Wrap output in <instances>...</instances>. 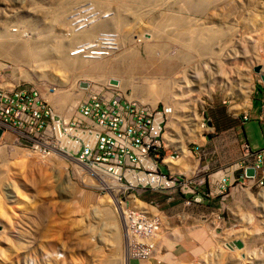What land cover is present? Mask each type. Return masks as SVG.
<instances>
[{
    "label": "rangeland",
    "instance_id": "obj_1",
    "mask_svg": "<svg viewBox=\"0 0 264 264\" xmlns=\"http://www.w3.org/2000/svg\"><path fill=\"white\" fill-rule=\"evenodd\" d=\"M74 1L78 3L0 0V41H7L5 46L11 41L48 43L58 36L61 40V35L67 39L100 21L111 25L110 17L120 15L118 29H94L84 43L76 40L65 48L68 53L80 43L83 50L76 55L109 66L115 63L113 69L103 72L62 70L50 58L38 64L26 55L14 56L10 46L6 51L0 49V66H5V72L12 76L18 72L17 81L34 84L61 119L73 116L77 102L85 97V88L78 87V81L103 93L109 89L102 84L114 77L122 87H113L111 92L122 99L151 106L168 104L171 113L165 137L168 132L193 145L206 130L201 122L210 100L221 94L234 97L244 89L251 93L253 84L258 89V82L264 85L252 71L260 65L264 74V0ZM62 3L66 4L63 21L52 23V12ZM81 12L80 24L75 22V14ZM77 24L84 30L77 31ZM86 49L99 52L87 53ZM126 53L133 54L134 60L119 63ZM95 62L85 65L91 67L98 64ZM193 113L199 118L195 120ZM13 138L7 134L0 141V264H124L125 256V264L148 259L153 264H264V187L231 184L226 204L218 209L219 218L215 217L217 231L210 232V250L206 241L197 258L187 257L183 240L179 241L182 233L161 211L169 204L165 195L120 190L115 175L88 170L60 153L41 156L20 148ZM158 168L163 171L161 165ZM260 172L258 178L264 180V158ZM99 174L105 176L103 182ZM108 185L110 189H106ZM113 193L119 206L114 204ZM131 196L138 204L131 202ZM144 213L158 220L159 228L153 239L143 236L140 246L154 247L146 258L139 254L129 257L122 219L125 215V222L129 219L127 223L132 225ZM233 239L241 240L244 247L226 248L224 243Z\"/></svg>",
    "mask_w": 264,
    "mask_h": 264
},
{
    "label": "built area",
    "instance_id": "obj_2",
    "mask_svg": "<svg viewBox=\"0 0 264 264\" xmlns=\"http://www.w3.org/2000/svg\"><path fill=\"white\" fill-rule=\"evenodd\" d=\"M82 15L77 14L75 22L81 24ZM80 24L76 25L77 30L81 29ZM78 49L83 50L80 46ZM4 70L1 66L0 130L3 135H13L18 146L41 156L64 152L87 168L115 174L123 189L158 192L167 200L180 197L184 204L199 201L193 194L204 182L202 176L165 173L157 166L159 150L168 144L163 134L170 106L122 99L105 83L102 87L109 91L101 93L87 82L85 97L77 102L76 113L65 120L34 84L16 81ZM263 155L261 150L250 155L252 160L245 156L243 167L259 168ZM241 177H245L243 173ZM254 183L264 186L261 177ZM225 188L226 184L220 183L217 192H224ZM157 225L158 221L146 213L128 225L127 246L132 256H148L149 248L140 246V238L156 235Z\"/></svg>",
    "mask_w": 264,
    "mask_h": 264
},
{
    "label": "crops",
    "instance_id": "obj_3",
    "mask_svg": "<svg viewBox=\"0 0 264 264\" xmlns=\"http://www.w3.org/2000/svg\"><path fill=\"white\" fill-rule=\"evenodd\" d=\"M253 86L255 89V84ZM257 87L258 89H253L251 93L249 89H244L234 97L221 94L210 100L204 109L206 130L199 137L201 140L185 146L184 153H180L173 142L175 139H185L187 142L186 138L170 135L166 137L176 146L177 157H169L168 154L172 150L166 148L160 162L163 171L204 177V184L196 188L199 202L185 205L180 200H174L165 202L169 204L161 210L167 222L182 233L179 241L183 240L186 247L187 254H183L184 256L197 258L200 252L204 251L201 246L206 241L207 251L211 248L213 240L210 232L212 229L217 231L218 209L222 204H226L227 200V191L217 192L219 184H227L232 177L239 185H251L247 178H240L239 165L242 154L245 153L243 145L247 146L248 151L264 149V85L258 82ZM260 171L256 170L255 178L260 175ZM261 197L264 198V192ZM150 262L153 264L151 259L133 261L131 264ZM176 264H179L178 261Z\"/></svg>",
    "mask_w": 264,
    "mask_h": 264
},
{
    "label": "bare ground",
    "instance_id": "obj_4",
    "mask_svg": "<svg viewBox=\"0 0 264 264\" xmlns=\"http://www.w3.org/2000/svg\"><path fill=\"white\" fill-rule=\"evenodd\" d=\"M68 2H73L72 4H74V3H78V2H76V1H74V0H68ZM68 2H66V3H68ZM100 2V1H99ZM65 3V2H64ZM64 3H62V4H60V5H58V6H56V8L54 9V12H52V17H51V22L52 23H54V22H62L63 21V19H62V16L65 14L64 12H65V8L64 7H66V4H64ZM95 3H96V0H95ZM69 4V3H68ZM99 3L97 2V5H98ZM118 5V4H117ZM121 5V4H120ZM72 7V6H71ZM125 6L123 5V6H121V8L122 9H125L124 8ZM120 8V9H121ZM117 10H118V8H117ZM100 11V10H99ZM120 12V11H119ZM67 16V15H66ZM65 16V17H66ZM102 16V15H101ZM101 16L99 17L100 19H101ZM77 14H75V19H77ZM96 17H98V16H96ZM95 17V18H96ZM111 18V20H109L110 21V23H111V25L109 24L108 25V23H106V24H104V23H102L101 21H100V23L98 22L97 24H95V26H93V27H90V28H88V29H81V30H84V31H82V32H78V33H74L73 34V36L72 37H69L68 35H67V37H69V38H65V37H63V35H61V40H60V38H59V36L58 37H55V39H53V41H49L48 43L46 42V41H44V42H46V43H40V42H42V41H40L39 43L38 42H36V43H38V44H36V43H30V42H24V41H21L20 43H15L16 41H11V42H9L10 43V53H12V54H14V56L16 55V56H28L32 61H34V62H37L38 64L39 63H41L42 61L43 62H45V61H47V60H53L54 62H56V64L58 65V67H60V68H62V70L64 69V70H67V71H72V72H86L85 74H90L91 72H95V71H97V72H103L104 70H108V69H113V67H115L116 65H115V63L113 64V65H111L110 64V66H109V64H103V63H98V62H95V60L93 59V58H89V57H85V56H82V55H76L77 53H79V50L80 49H78V46H80L81 44L79 43V44H77L78 46H75V47H73L72 46V48L70 49V50H72V51H69L68 53H66L65 52V48H66V46L67 45H69V46H71V45H73V42L74 41H76L77 43L78 42H80L81 40H82V42L84 43V41L83 40H85V38H87V36H89V37H91L90 35L93 33V31L95 32V30L96 29H98V28H109V27H113V28H117L118 26H119V24L121 23L120 22V15H118V16H113V17H110ZM104 19V18H103ZM64 20H65V18H64ZM93 20L95 21V19L93 18ZM96 20H99V19H96ZM70 22H71V20H69ZM94 21H92V22H94ZM108 21V20H107ZM106 21V22H107ZM121 21H123V20H121ZM103 22H104V20H103ZM124 22V21H123ZM59 24V23H58ZM121 25V24H120ZM55 26V25H54ZM67 26V25H66ZM95 29V30H94ZM110 29V28H109ZM118 29V28H117ZM63 30V29H62ZM80 30V31H81ZM99 30V29H98ZM104 30V29H103ZM59 31V30H58ZM68 31V30H67ZM77 31H79V29L77 30ZM105 31V30H104ZM57 32V31H56ZM96 32H98V31H96ZM61 33V32H60ZM95 35H96V37H99V36H97L98 34H96V33H94ZM14 35V34H13ZM59 35V34H58ZM122 35L123 34H121V37H122ZM95 37V38H96ZM120 37V38H121ZM123 37H124V35H123ZM122 37V39L121 40H123L124 38ZM90 39V38H89ZM92 39V38H91ZM119 39V38H118ZM63 40V41H62ZM87 40V39H86ZM120 40V41H121ZM35 41V40H34ZM87 41H89V40H87ZM101 40H99V42H100ZM3 42V41H2ZM1 41H0V49L2 48V50L1 51H6V48L5 47H9V46H5V42H7V41H5V42H3L2 43ZM18 42V41H17ZM119 42V41H118ZM123 42H124V40H123ZM49 43H51L50 45H49ZM122 43V42H121ZM120 43V44H121ZM46 44H48V45H46ZM119 44V43H118ZM83 46V45H82ZM81 47V46H80ZM12 48H14L13 50H12ZM74 48H76V49H74ZM100 47H98V49H99ZM127 51V50H126ZM86 52L87 53H98L99 51H96V50H89V49H86ZM133 52H135V51H133ZM66 53V54H65ZM123 54H125V53H123ZM127 54V53H126ZM85 57V58H84ZM50 58V59H49ZM134 59H133V54H130V55H126V56H122L121 58H120V61H119V63H121V64H126V63H129V62H132ZM87 62H95V63H98V64H96V65H94V66H91V67H86V65L85 64H87ZM1 64V63H0ZM1 67V66H0ZM2 67H4L5 68V66L4 65H2ZM19 71V70H18ZM4 72H5V70H4ZM106 72V71H105ZM12 73H14V71L12 72ZM17 73L18 72H16V75H17ZM76 74V73H75ZM8 75H9V77H11V78H13V79H15L16 81H17V78L18 77H15V76H12V75H10L9 73H8ZM20 76V75H19ZM21 77V76H20ZM138 78V77H137ZM110 79H113V80H115V83H106V84H108V85H111L112 87H122V84H121V82H119V80L117 79V78H114V77H110L109 79H108V81L110 80ZM103 81H106V80H104L103 79ZM84 82H86V81H84ZM87 83V82H86ZM132 84V83H131ZM128 85H129V83H128ZM150 87V86H149ZM157 87H159V86H157ZM127 88V87H126ZM125 89V88H124ZM155 89V88H154ZM82 90V89H81ZM156 91V90H155ZM53 105V104H52ZM56 111H57V109H55ZM193 115V117L195 118V120L196 119H198L199 117H198V115L196 114V113H193L192 114ZM192 120V119H191ZM194 122V121H193ZM195 123V122H194ZM193 123V124H194ZM166 126V125H165ZM169 129V128H168ZM169 135H171V134H168V136ZM167 137V136H166ZM168 140H169V138H168ZM173 144H175L176 146H177V148H178V150L179 151H181L182 150V153H184L185 152V150H184V145L186 144V141H185V139L183 140H178V139H175L174 140V142H173ZM167 147H168V144H167ZM176 148V149H177ZM184 150V151H183ZM259 151H261V150H259ZM263 151V150H262ZM63 157H66V158H68V159H70L71 161H72V159L70 158V157H68L66 154H64L63 152H59ZM175 155V154H174ZM173 155V156H174ZM88 169V168H87ZM89 170V169H88ZM92 174H94L93 172H91ZM112 176H114L115 174H111ZM100 176H102L101 174H99L98 175V177H99V179H101L100 181L101 182H103V180H105V176L104 177H100ZM115 177V176H114ZM117 183H119V182H117ZM112 185V184H111ZM111 185L108 187L107 186V188L106 189H110L111 188ZM116 187H118V188H120V190L121 189H123V185L122 184H116L115 185ZM259 188H263L264 186H258ZM112 193V192H111ZM112 195V194H111ZM113 199H114V204H117L118 206H119V204H120V202H119V200H117L116 199V197H115V194L113 193ZM130 199H131V202L133 203V204H138V202H137V199H135L133 196H131L130 197ZM142 203V202H141ZM144 204V203H143ZM148 206V205H147ZM152 210V212H157V210H154V209H150V211ZM123 211H120V213H122ZM125 214V213H124ZM123 216V215H122ZM124 217H125V215H124ZM123 217V228H124V233H125V238L127 239V229H128V223H129V219H128V223L127 222H125L126 220H125V218ZM158 221V220H157ZM127 223V224H126ZM159 228V222H158V225H157V229ZM156 235H157V231H156ZM156 235H154L155 237H156ZM154 236L152 237V239L154 238ZM142 238H143V236H142ZM233 240H235V239H233ZM239 240V239H238ZM242 242V241H241ZM229 243V241H226L225 243H224V245H225V247H226V245ZM140 244H141V238H140ZM242 244H243V242H242ZM149 246H151V245H149ZM154 246V244L152 245V247ZM152 247H151V249H152ZM244 247V245H242V247L241 248H239L238 250H240V249H242ZM226 248H228V247H226ZM150 249V248H149ZM148 249V250H149ZM151 249H150V251L148 252V254L151 252ZM228 249H230V250H233V249H236V248H228ZM128 253V254H127ZM126 253V255L127 256H129L130 257V255L132 254V253H130V251H128ZM136 256V255H135ZM144 257V256H143ZM124 264L126 263V256L124 257Z\"/></svg>",
    "mask_w": 264,
    "mask_h": 264
},
{
    "label": "clouds",
    "instance_id": "obj_5",
    "mask_svg": "<svg viewBox=\"0 0 264 264\" xmlns=\"http://www.w3.org/2000/svg\"><path fill=\"white\" fill-rule=\"evenodd\" d=\"M259 78V77H258ZM79 82V84H78V86L80 87V88H86V82H84V81H78ZM77 82V83H78ZM84 84V86H82ZM163 104V103H162ZM158 105H160V104H158ZM164 105H167V106H169L168 104H164ZM243 118H245V116H243ZM67 120V119H66ZM168 121H169V118H168ZM167 121V122H168ZM201 124H203V126H205V125H207L206 124V122L205 121H203V122H201ZM166 125V124H165ZM202 126V125H201ZM7 134H5V135H3L2 134V131L0 130V141H2L3 140V138L6 136ZM164 135V138H165V140H166V142L170 145V146H168V147H166L167 149H170L171 147L173 148V149H170V150H172L169 154H172V153H176L177 154V149L175 148V146L171 143V141L170 140H168V139H166V137H165V133L163 134ZM188 143H186L185 145H184V148H185V146L187 145ZM20 147V146H19ZM194 148L195 147H197V146H193ZM20 148H23V147H20ZM166 148H164V149H161V150H159V153H158V155H159V158H158V164H157V166L158 165H160V162H161V160H162V157L164 156V150L166 149ZM24 149H28V148H24ZM242 149H243V151L245 152L244 154H242V159L240 160V165H239V168L241 169V174H240V178H244V179H248L249 181H250V184H254V180H257L258 179V177H256L255 178V172H256V170H261V167L263 166V158H264V155H263V157L261 158V161H262V163L260 164V166H259V168H257V169H254L253 167H251V166H246V167H243V163H242V161H243V158L245 157V156H247L249 159H253V157L252 156H250V155H252L254 152H257V150L256 151H248L247 150V146L246 145H243V147H242ZM30 150V149H29ZM182 152V150L180 151V153ZM56 153H59V152H56ZM64 153V152H63ZM37 154V153H36ZM66 154V153H65ZM169 154H168V156H169ZM52 155V154H51ZM67 155V154H66ZM68 156V155H67ZM69 157V156H68ZM71 158V157H70ZM73 159V158H72ZM73 160H75V159H73ZM76 161V160H75ZM78 162V161H77ZM79 163V162H78ZM237 163V162H236ZM80 164V163H79ZM82 165V164H81ZM82 166H84V165H82ZM85 167V166H84ZM247 167H251V168H253V171H254V175L253 176H251V177H248V176H246L245 175V173H244V170H245V168H247ZM85 168H87V167H85ZM88 169H90V168H88ZM159 169V168H158ZM162 172H165V173H167V172H169V171H162ZM170 173H173V172H170ZM242 173L244 174V176L245 177H241V175H242ZM175 174H184V175H187V174H185V173H175ZM187 176H191V175H187ZM199 176H202V175H194L193 177H199ZM203 177V176H202ZM204 178V177H203ZM237 182V180H235L234 178H230V180H229V182H227V184H226V188H225V191H227L226 189L228 188V186L230 185V184H233V183H236ZM204 184V182L202 183V184H200V185H198V186H202ZM197 186V187H198ZM258 187V186H257ZM224 191V192H225ZM223 192V193H224ZM164 195V194H163ZM182 196V195H181ZM193 196H195V197H197V198H199L198 196H197V194H196V189H195V191H194V194H193ZM174 200H180L181 202H182V199L180 198V197H178V198H174V199H171V200H167L166 199V195H165V201L166 202H171V201H174ZM200 200V199H199ZM199 202V201H198ZM183 203V202H182ZM191 203H197V202H191ZM190 203V204H191ZM157 204V203H156ZM184 204V203H183ZM185 205H189V204H185ZM217 216H219V215H217Z\"/></svg>",
    "mask_w": 264,
    "mask_h": 264
},
{
    "label": "water",
    "instance_id": "obj_6",
    "mask_svg": "<svg viewBox=\"0 0 264 264\" xmlns=\"http://www.w3.org/2000/svg\"><path fill=\"white\" fill-rule=\"evenodd\" d=\"M252 71L255 72L256 74H258V77H259L260 81L264 83V74L261 73V66H260V65H255V66H253ZM109 82H110V83H115V80L110 79ZM82 86H84V84H83ZM244 173H245V175L248 176V177L253 176V175H254L253 168H251V167H247V168H245ZM242 245H243V244H242L241 240L235 239V240H231V241L226 245V247H228V248H236V249H239V248L242 247Z\"/></svg>",
    "mask_w": 264,
    "mask_h": 264
}]
</instances>
